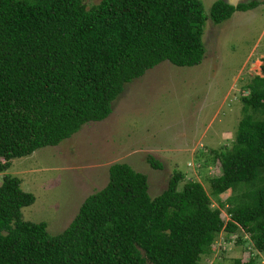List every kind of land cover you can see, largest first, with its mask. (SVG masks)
<instances>
[{
  "label": "trees",
  "instance_id": "trees-1",
  "mask_svg": "<svg viewBox=\"0 0 264 264\" xmlns=\"http://www.w3.org/2000/svg\"><path fill=\"white\" fill-rule=\"evenodd\" d=\"M256 4L214 0L206 15L201 0H0V172L104 119L124 84L157 63L198 64L205 19L219 23ZM260 69L240 97L231 145L212 150L219 174L210 178L211 194L230 190L226 201L213 206L197 180L179 185L178 170L150 196L144 173L114 162L106 184L50 234L44 221L22 219L34 195L5 173L0 264H205L217 235L237 230L264 251V54ZM231 264L259 263L250 256Z\"/></svg>",
  "mask_w": 264,
  "mask_h": 264
},
{
  "label": "rangeland",
  "instance_id": "rangeland-1",
  "mask_svg": "<svg viewBox=\"0 0 264 264\" xmlns=\"http://www.w3.org/2000/svg\"><path fill=\"white\" fill-rule=\"evenodd\" d=\"M82 1L89 6L98 0ZM213 1L201 0L206 15ZM256 2L219 23L205 19L204 54L198 64L157 63L124 84L104 119L84 123L56 145L13 158L0 172V182L8 173L33 193L34 201L21 208L22 219L44 221L48 233L60 232L84 198L106 184L114 162L144 173L150 196L160 193L178 170L183 174L179 185L197 180L213 206L226 201L230 190L211 194L210 178L219 174L218 163H211L212 150L231 145L242 116L240 97L250 78L261 74L264 0ZM148 157L160 167L151 166ZM221 216L228 218L225 207ZM250 256L264 264V251H257L242 230L228 236L220 232L202 262L231 264L235 257Z\"/></svg>",
  "mask_w": 264,
  "mask_h": 264
},
{
  "label": "water",
  "instance_id": "water-1",
  "mask_svg": "<svg viewBox=\"0 0 264 264\" xmlns=\"http://www.w3.org/2000/svg\"><path fill=\"white\" fill-rule=\"evenodd\" d=\"M223 1H225V2H227V3H229V4H232V5H234V6H235V5L238 3V1H239V0H233V1H229V0H228V1H227V0H223ZM241 1H245V0H241ZM260 72H261V70H260Z\"/></svg>",
  "mask_w": 264,
  "mask_h": 264
},
{
  "label": "flooded vegetation",
  "instance_id": "flooded-vegetation-1",
  "mask_svg": "<svg viewBox=\"0 0 264 264\" xmlns=\"http://www.w3.org/2000/svg\"><path fill=\"white\" fill-rule=\"evenodd\" d=\"M227 1H228V0H227ZM229 1H231V0H229ZM249 1H253V0H245V1H241V0H239L237 4H239V3H243V2L245 3V2H249ZM255 1H256V0H255ZM237 4H236V5H237Z\"/></svg>",
  "mask_w": 264,
  "mask_h": 264
}]
</instances>
